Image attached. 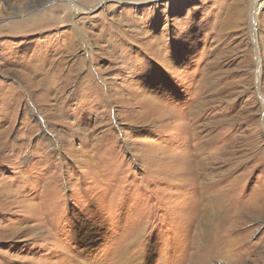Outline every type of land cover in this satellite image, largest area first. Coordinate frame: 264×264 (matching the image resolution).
Returning <instances> with one entry per match:
<instances>
[{
  "label": "rangeland",
  "instance_id": "1",
  "mask_svg": "<svg viewBox=\"0 0 264 264\" xmlns=\"http://www.w3.org/2000/svg\"><path fill=\"white\" fill-rule=\"evenodd\" d=\"M71 1L0 0V264H264V0Z\"/></svg>",
  "mask_w": 264,
  "mask_h": 264
},
{
  "label": "bare ground",
  "instance_id": "2",
  "mask_svg": "<svg viewBox=\"0 0 264 264\" xmlns=\"http://www.w3.org/2000/svg\"><path fill=\"white\" fill-rule=\"evenodd\" d=\"M70 6H71V8H73L72 9V13H73V16H75L76 14H77V10H79L78 8H77V4H76V2H75V0H72L71 1V4H70ZM48 23V22H47ZM50 27V25H47L46 26V28H49ZM9 32V31H8ZM32 32V31H31ZM69 45V44H68ZM73 45V44H72ZM67 46V45H66ZM68 48H69V46H67ZM72 49V48H71ZM72 52V51H71ZM57 67V66H56ZM88 80V82H91L92 80L90 79V78H88L87 79Z\"/></svg>",
  "mask_w": 264,
  "mask_h": 264
}]
</instances>
